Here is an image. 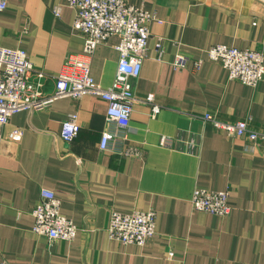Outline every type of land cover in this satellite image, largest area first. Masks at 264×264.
<instances>
[{"label":"crops","instance_id":"0c3cea01","mask_svg":"<svg viewBox=\"0 0 264 264\" xmlns=\"http://www.w3.org/2000/svg\"><path fill=\"white\" fill-rule=\"evenodd\" d=\"M125 1L160 20L149 25L141 73L131 82L129 125L108 123L105 101L85 95L17 112L0 126V256L7 264H264V142L252 148L202 119L250 118L252 128L264 129V80L254 88L230 80L205 52L224 44L264 53V0ZM74 17L67 0H8L0 11V46L26 51L33 71L44 73L30 79L42 95L52 92L68 55L88 60L95 83L113 81L118 37L87 57ZM177 54L187 60L182 68L172 64ZM148 93L160 105L154 117ZM71 114L79 131L66 142L61 123ZM17 128L22 133L9 137ZM105 130L117 137L100 149ZM127 147L140 155L124 154ZM41 188L56 194L61 214L78 227L73 240L32 231ZM196 188L227 189L229 213L193 209ZM135 209L155 211V234L142 246L111 239L110 211Z\"/></svg>","mask_w":264,"mask_h":264},{"label":"built area","instance_id":"2783aa9c","mask_svg":"<svg viewBox=\"0 0 264 264\" xmlns=\"http://www.w3.org/2000/svg\"><path fill=\"white\" fill-rule=\"evenodd\" d=\"M8 0H0V11L7 7ZM74 9L73 28L84 37L83 53L88 57L95 48L105 43L110 36L119 39L115 48L118 51L116 71L112 83L102 87L95 83L87 59L68 55L61 70L54 77L51 93L42 95L37 89L40 82H32L44 77L43 72H34L26 51L22 48L0 46V126L8 123L10 117L20 111H31L47 108L59 98H81L85 95L100 97L106 103L105 119L115 123L117 127L126 129L129 125L134 94L132 79H136L142 69V62L147 53V41L150 36L149 25L158 20L154 13L127 3L125 0H67ZM55 14L59 7H55ZM160 40L156 43L158 58L162 48ZM213 61H218L227 70L228 79L238 81L250 87H256L264 80V53L249 48H237L224 44H213L205 49ZM187 60L177 54L173 66L182 68ZM200 62L196 61V65ZM155 95L148 93L144 101L150 106L151 117L160 110ZM202 119L212 128L222 131L231 137L248 140L252 148H258L264 142V129L250 126V118L236 122H225L217 119L212 113H205ZM60 137L66 142L72 141L78 134L77 114H71L61 123ZM22 133L17 128L9 133L16 137ZM117 134L103 131L100 135V149H106L108 143L116 139ZM2 135L0 134V141ZM166 139L161 137V143ZM140 149L127 147L124 154L139 156ZM190 202L193 209L224 217L230 211L228 190H207L196 188L192 191ZM33 217L32 231L49 240H67L75 238L78 227L72 220L60 212V200L47 188H41L39 199L31 210ZM108 235L111 239L123 244L142 246L156 232L155 211L133 210L123 213L111 210L107 223ZM171 256L172 252L169 251ZM0 264L7 262L0 256Z\"/></svg>","mask_w":264,"mask_h":264}]
</instances>
